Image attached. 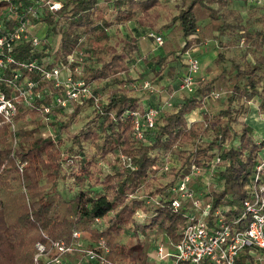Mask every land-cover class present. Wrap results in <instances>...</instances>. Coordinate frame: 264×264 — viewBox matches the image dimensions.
<instances>
[{
  "label": "trees",
  "instance_id": "1",
  "mask_svg": "<svg viewBox=\"0 0 264 264\" xmlns=\"http://www.w3.org/2000/svg\"><path fill=\"white\" fill-rule=\"evenodd\" d=\"M61 1L62 7L55 13L43 7L36 32L45 24L51 35L60 36L57 60L76 46L84 48L90 66L82 67L83 79L92 85L99 103L84 102V107H92L93 116L74 134L67 133L70 122L83 106L75 107L72 113L53 111L49 126L55 140L41 135L44 123L35 110L18 107L15 131L0 117V264H7L8 255L13 256V264H33L34 244L42 233L55 239L74 230H91L94 240L103 236L111 261L147 264L148 247L139 240L140 233L162 232L172 242L181 238L178 226L186 219L170 207L171 187L181 172H188L191 166L206 171L217 156L220 161L208 187L201 179H194L190 188L205 190L204 203L227 206L236 213L247 197L253 166L264 146L251 126L242 121L253 102L264 115V8H249L251 13L244 19L230 4L244 1L248 5L246 0H180L176 11L168 7L169 0ZM7 8V3H0V15ZM158 17L164 42L148 60L153 75L165 72L174 79L177 68L184 74L187 65L183 56L206 40L216 38L218 49L205 70L206 78L197 82L194 91L184 93L174 107L160 109L150 142L145 144L134 140L132 125L125 117L127 111L143 107L136 90L145 76L135 79L129 74V64L140 58L139 39L133 36L115 49L109 28L118 30L138 18L153 23ZM233 46L239 55L229 57L228 49ZM51 54V47L42 52L44 57ZM18 57L31 58L29 46H22ZM38 84L39 90L51 86L39 80ZM214 92L221 93L216 100L209 97ZM41 102L46 104L47 100ZM197 110L202 120L188 126V116ZM26 118H30L29 123ZM83 140L89 142L90 155L84 151ZM168 152L179 161L173 179L163 181L156 175L150 179L148 173H155L154 166ZM109 154L129 157L133 168L109 160ZM101 161L106 170L98 165ZM67 180L76 190L72 199L57 189L60 181ZM141 187L143 194L159 195L160 205L130 198ZM138 210L150 215L144 223L135 218ZM95 218L103 222L101 233L91 228ZM236 264H253L252 258L242 252Z\"/></svg>",
  "mask_w": 264,
  "mask_h": 264
},
{
  "label": "built area",
  "instance_id": "2",
  "mask_svg": "<svg viewBox=\"0 0 264 264\" xmlns=\"http://www.w3.org/2000/svg\"><path fill=\"white\" fill-rule=\"evenodd\" d=\"M246 2L252 7L264 8V0ZM0 3L8 4L7 10L0 15L1 121L15 131L18 127V107L35 110L41 114L40 118L44 123L40 130L41 135L55 140L56 136L49 126L52 121L50 117L54 118L53 111L72 113L75 107L83 106L87 100H92L94 105L99 103L92 94V85L83 79L82 67L90 66V62L86 60L84 48L79 46L64 59L57 60L55 52L60 36L51 35L45 24L36 32V21L43 7L55 13L62 7L61 0H0ZM47 32L54 37L51 41ZM150 37L156 48L163 45L162 34L151 32ZM81 42L82 39H79L78 44ZM25 45L29 46L32 53L29 59L18 57V50ZM47 47H51L52 54L44 57L42 52ZM188 52L186 71L179 83V90L187 94L192 93L197 82L203 79L198 58ZM38 80L39 83L44 82L51 86L39 90ZM139 87L149 94L155 92L147 80L141 82ZM220 96L221 93L214 92L209 97L216 100ZM43 100H47L46 104L41 102ZM171 105V101H165L163 106ZM161 108L142 107L141 110L125 113L132 125V135L136 142H150L149 136L155 130ZM26 122L29 123L30 118H26ZM190 124L189 122L188 126ZM44 129H48L46 134L42 131ZM261 140L264 141V137ZM108 159L119 160L133 168L130 158L125 155L109 154ZM219 161L216 156L206 171L191 166L188 172H181L180 177L173 183L170 207L174 212H182L186 219L183 226H178L181 234L178 242H172L162 232L138 235L139 240L148 245L147 254L151 264H236L242 252H247L254 263H264V146L258 152L247 186V197L242 201V208L238 213L227 206L204 203L202 196L205 190L197 192L189 186L194 179H201L202 185L207 188ZM98 165L103 170L107 169L102 161ZM22 166L21 164L20 170ZM153 169L155 173H148L150 179L154 175L161 177L163 181H166V176L173 179L174 170L179 169L178 158L175 154L165 153ZM142 190L141 187L130 198L143 199L145 205H160L159 195L143 194ZM149 216L142 210L135 213L136 220L142 223ZM103 227L100 218L93 220L91 228L97 233H101ZM110 253L106 239L99 236L94 240L91 230H74L68 236L55 239L42 233L34 244L33 264H124L109 260Z\"/></svg>",
  "mask_w": 264,
  "mask_h": 264
},
{
  "label": "rangeland",
  "instance_id": "3",
  "mask_svg": "<svg viewBox=\"0 0 264 264\" xmlns=\"http://www.w3.org/2000/svg\"><path fill=\"white\" fill-rule=\"evenodd\" d=\"M168 7H170L173 11H176L179 7H181L180 0H169L168 1ZM251 7H252V5H246L245 3L244 4L242 3L240 5V9L238 11L241 13V15L243 16L244 19L247 18L248 12L251 13V11H249V8H251ZM255 13L259 14L260 12L258 13V11H257ZM161 24H162V20L160 17H158L157 19H155L153 21V23L149 22L147 20L140 21L138 18V19L134 20L133 22H130V23H127L125 25L120 26L118 28V30H116L117 28L115 26H112L109 28V33L111 35L110 43L115 47V49H118L125 41H128L131 37L135 36V37L150 40V42L152 43V47L156 48L153 44L151 37H150V33L151 32L159 33V31L161 30V28H160ZM47 35H48V37H50V41L54 38L53 36L49 35L48 32H47ZM57 38L58 37H56V41H57ZM50 44H51V42H50ZM238 55H239V51H237L236 47L233 46V47L228 49V56L229 57H232V56L236 57ZM152 56H153V54L149 53L148 56L142 57L141 59H138L135 62L129 64V73L135 79L139 75H144L145 76L144 79L139 81V82L141 83V82L147 80L152 84V86H155V88L160 91V95L159 94L158 95H159L160 99H162V101H163L162 103H160V107H164L163 105H164L165 101H171L172 106L174 107L185 95L183 92H180V90L178 88L180 80H178L179 79L178 78L175 81H171L169 83V80L166 77L165 72H163L159 76H155L151 72H149L150 66H149V64H147L148 63L147 59H149ZM182 62L184 63V65L187 63V53L183 56ZM145 93L146 92L141 90V89L136 90L137 96L143 95V94H144L143 97H146V98L151 96V94H149V93L145 94ZM155 98H156L155 96H153L151 98L152 101H154V104L152 106L158 108L159 105H158V102L155 101ZM255 113H256V116H259L258 112L255 111ZM58 116H59V118H63L62 115H58ZM92 116H93L92 107H90V106L84 107L83 106L82 109L79 111L78 115L74 119L71 120L67 133L68 134L78 133L79 130L86 127V123H88L90 121ZM53 119H54L53 117H50V120L53 121ZM47 130L48 129H44L42 131L46 134ZM261 130L264 132V124H263ZM96 131H99V128H97ZM83 143H84V147H85L84 151L86 152V154L90 155L91 148L89 146V142L87 140H83ZM69 144H70V141L66 142L65 145L68 146ZM20 165H21L20 162L17 163L18 169L20 168ZM165 178H166V180H168V179H171V176H166ZM57 189L67 199H72L76 194V190L73 189V184H72L71 180H67V182H65V183L60 181L58 186H57ZM241 208H242V204L239 205L238 209L241 210ZM147 259H148V257H147ZM13 263H14L13 256L8 255L7 256V264H13ZM252 263L253 264H260L258 262L254 263L253 260H252ZM262 264H264V263H262Z\"/></svg>",
  "mask_w": 264,
  "mask_h": 264
},
{
  "label": "crops",
  "instance_id": "4",
  "mask_svg": "<svg viewBox=\"0 0 264 264\" xmlns=\"http://www.w3.org/2000/svg\"><path fill=\"white\" fill-rule=\"evenodd\" d=\"M242 3L244 4V1H235L232 4H230V7L233 8V9H235V10H239L240 9V5ZM137 38L139 39L138 40V46H139V49H140V58H138V59H141L142 57L148 56L149 53L150 54H153V56H154V55H156L159 52L158 48L152 47V43L150 42V40L143 39V38H139V37H137ZM217 49H218L217 39L215 38V39L206 40L201 46H198V47L192 49L189 52V54H191V55L194 54V56H196L198 58V60L200 62V65H201L200 66V68H201L200 72H201L203 78H206V71L205 70L210 65V63L212 62V60L215 58ZM138 59H136V60H138ZM149 59H151V57ZM149 59H147V60H149ZM149 72H150V70H149ZM183 72L184 71H183L182 68L180 70H179V68H177L176 76H175L174 79H170L166 75V73H165V75L168 78L169 83H170L171 81H175L176 79L180 78L181 75H183ZM153 87H154L155 92L154 93H151V96H149L148 98L143 97L144 94L143 95H138L141 98V104H142L143 107H150V106H152L154 104V101H152V99H151L153 96L156 97L155 98V101L158 102V105H159L158 107H160V103L163 102L162 99H160V97H159L160 91L157 90L155 88V86H153ZM255 111L258 112V110H257V104L255 102H253L250 105L249 115L247 116V118L243 119L242 121L248 123L251 126V128L254 130L256 136L258 137V140H261V138L264 137V132L261 130V128H262V126L264 124V118H263L264 115H261L258 112L259 113V116H256ZM187 120H188V123L189 122L192 123V122H195V121L202 120L201 112L199 110H197V111L191 113L188 116ZM147 247H148V245H147ZM148 250L149 249L147 248V253H148ZM147 256H148V254H147ZM149 258L150 257L148 256L147 264H151L152 263V261Z\"/></svg>",
  "mask_w": 264,
  "mask_h": 264
}]
</instances>
